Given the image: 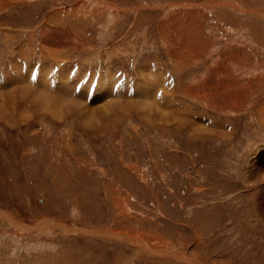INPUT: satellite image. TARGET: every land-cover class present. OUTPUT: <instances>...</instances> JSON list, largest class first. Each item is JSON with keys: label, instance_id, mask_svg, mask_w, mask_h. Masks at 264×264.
I'll list each match as a JSON object with an SVG mask.
<instances>
[{"label": "rangeland", "instance_id": "rangeland-1", "mask_svg": "<svg viewBox=\"0 0 264 264\" xmlns=\"http://www.w3.org/2000/svg\"><path fill=\"white\" fill-rule=\"evenodd\" d=\"M59 75L151 97L87 125ZM257 161L264 0H0V264H264Z\"/></svg>", "mask_w": 264, "mask_h": 264}, {"label": "bare ground", "instance_id": "bare-ground-1", "mask_svg": "<svg viewBox=\"0 0 264 264\" xmlns=\"http://www.w3.org/2000/svg\"><path fill=\"white\" fill-rule=\"evenodd\" d=\"M254 12H256V11H254ZM113 49H115V48H112V50ZM68 73H70V71L65 72V74H64L65 79H66V76ZM155 74H156V72H154V75ZM82 76L84 77V75H82ZM83 77H80L77 75L76 76L72 75V77H71L72 81L71 82L65 81L67 83L65 85H63V76L62 75H59L57 79L56 78L54 79L55 81L58 80V84H56L51 79H50L51 81L49 79L47 81H45L44 85H43V88L45 91L44 99L48 102H50V100H52V104L43 101V99H41L40 97L37 98L36 96H34V99L33 98L32 99L34 100V102L35 101L38 102L39 106L40 105L43 106V108H52L50 113H53V115H59L60 116L61 114L58 112L60 111L59 109L62 106H63L62 108H64L66 110V112H70V113H73L76 111L79 112V110H81V108H84V112L87 113V115L85 114L86 116H84L82 120L85 122V124L92 125V123H96L97 121L101 120L102 117H105L104 116L105 114L109 116L113 111H115L116 109L114 110V108L117 107L118 105H120V103H122V102H119V100H121L123 97H126L128 102H129V103L123 102L126 105H130V101H133L135 105H139L140 107L142 106L141 102L143 100L144 101L148 100L151 97L150 96L151 90L150 91H149V89L147 90L148 87L145 88V86L140 88L139 92L136 91L134 94H132V96H130L131 94H128V93L127 94L124 93L125 95H123L118 90V88L113 85V83L102 82V83L94 86L95 89H94L92 99L90 101L88 99V101H87V98H88L87 93L90 94L89 90H91V89H89V90L87 89V86H89L88 82L85 85L81 83V82H84ZM90 79H91V81L90 80L89 81H90V83H92L93 82L92 78H90ZM91 85L89 86V88L91 87ZM71 86H77V87H76V89H73V88H71ZM52 92L56 93V95L54 94L55 96L53 98H52V96H50L52 94ZM34 94H36V93H34ZM116 103H119V104L115 105ZM131 106H132V104H131ZM43 108H41V109H43ZM93 109H96V110L93 111ZM45 110L48 111V109H45ZM84 112H83V114H84ZM97 123H99V122H97ZM256 164L258 167V172L264 170L263 168L262 169L260 168L259 161H257ZM262 166L264 167V164H262ZM258 174H257V176H258Z\"/></svg>", "mask_w": 264, "mask_h": 264}]
</instances>
